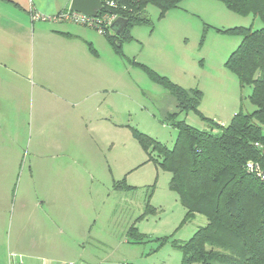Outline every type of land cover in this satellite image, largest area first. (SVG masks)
<instances>
[{"label":"rangeland","instance_id":"rangeland-1","mask_svg":"<svg viewBox=\"0 0 264 264\" xmlns=\"http://www.w3.org/2000/svg\"><path fill=\"white\" fill-rule=\"evenodd\" d=\"M146 10L151 23L135 25L130 31L135 38L125 40L119 53L105 35L91 28L99 35V41H95L98 64L104 67L108 89L113 87L108 95L100 94L108 98L103 105L107 107V119L98 118L87 128L83 126L79 152L75 141L72 144L76 149L67 156L56 151L40 155L26 151L11 209L0 216V264H9L13 221L28 173L25 167L32 164L34 197L40 191L36 181L45 162L70 163L85 175H94L81 184L82 193L74 204L68 200L59 212H46L64 234L57 238V245L35 251L45 258L78 264H181L183 254L175 242L188 240L208 224L203 214L186 219V207L169 186L171 173L148 159L134 135L136 129L171 148L178 134L167 118L176 109L175 96L134 62L147 65L184 88H199L203 92L201 112L227 125L241 108L252 112L256 107L249 98L252 87H241L238 76L225 65L241 37L218 28L258 29L264 24L253 14L229 10L219 0H183L163 17L155 5H148ZM179 118L200 129H210L212 124L194 111L180 112ZM154 156L158 158L156 153ZM73 158L80 164L71 161ZM132 225L143 234L139 241L128 236Z\"/></svg>","mask_w":264,"mask_h":264},{"label":"crops","instance_id":"crops-1","mask_svg":"<svg viewBox=\"0 0 264 264\" xmlns=\"http://www.w3.org/2000/svg\"><path fill=\"white\" fill-rule=\"evenodd\" d=\"M70 3L0 0V216L11 209L26 151L37 155L56 151L67 156L77 147L79 152L83 126L107 119L103 105L108 98L100 94L108 95L113 87L108 89L104 67L98 64L95 41L99 35L91 26L58 19L59 13L70 10ZM89 42L98 54L90 50ZM35 96H39L36 108ZM33 165L25 167L28 173L13 221L9 264L20 259L24 264H64L65 259L35 253L57 245V238L64 234L46 212H59L68 200L74 204L82 193L81 184L94 175H85L70 163L45 162L36 181L40 191L34 197L30 185Z\"/></svg>","mask_w":264,"mask_h":264},{"label":"trees","instance_id":"trees-1","mask_svg":"<svg viewBox=\"0 0 264 264\" xmlns=\"http://www.w3.org/2000/svg\"><path fill=\"white\" fill-rule=\"evenodd\" d=\"M118 1L119 5L109 10L125 18L127 25L121 34L112 27L103 33L117 53L125 40L134 39L130 31L135 25L151 23L148 5L158 7L163 17L183 0ZM219 1L237 14L259 17L264 24V0ZM218 31L241 37L225 65L238 76L241 87H252L249 98L255 110L245 112L241 108L227 125L219 124L201 112L203 92L199 88H184L134 62L175 96L176 109L167 118L178 130L171 148L136 129L134 135L148 159L171 173L169 186L186 207V219L203 214L208 220L188 240L175 242L183 254L181 264H264V179L257 171L264 172V26ZM88 45L98 54L92 43ZM188 111L210 121V129L197 128L179 118L180 112ZM128 232L135 242L143 237L135 225Z\"/></svg>","mask_w":264,"mask_h":264},{"label":"built area","instance_id":"built-area-1","mask_svg":"<svg viewBox=\"0 0 264 264\" xmlns=\"http://www.w3.org/2000/svg\"><path fill=\"white\" fill-rule=\"evenodd\" d=\"M118 5H119L118 0H106L105 3L102 2V9L98 12V15L95 17L74 10L61 12L57 15V17L59 20L62 21H70L76 24L94 27L97 30H99L100 33L103 34L107 29H110L113 22L119 17L116 13H112L109 10L111 7H117ZM122 6L123 8H126L125 5ZM104 8L105 10L103 11ZM249 166L251 169L254 168V165L252 163H250ZM257 171H258V175L264 179V172H261L259 170ZM11 264H24V262L20 259L18 261L12 262ZM64 264H78V263L75 261H68L65 262Z\"/></svg>","mask_w":264,"mask_h":264},{"label":"water","instance_id":"water-1","mask_svg":"<svg viewBox=\"0 0 264 264\" xmlns=\"http://www.w3.org/2000/svg\"><path fill=\"white\" fill-rule=\"evenodd\" d=\"M102 0H71L70 10L78 11L89 16H97L98 12L102 9ZM127 25V20L123 17H118L113 24L112 28L115 29L117 34H121Z\"/></svg>","mask_w":264,"mask_h":264}]
</instances>
